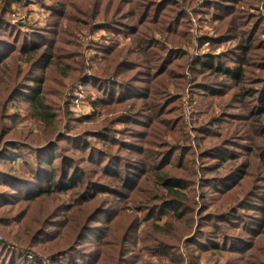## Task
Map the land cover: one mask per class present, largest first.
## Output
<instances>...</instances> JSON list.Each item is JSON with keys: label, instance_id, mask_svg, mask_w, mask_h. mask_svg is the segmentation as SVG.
<instances>
[{"label": "rangeland", "instance_id": "374dc122", "mask_svg": "<svg viewBox=\"0 0 264 264\" xmlns=\"http://www.w3.org/2000/svg\"><path fill=\"white\" fill-rule=\"evenodd\" d=\"M2 56L0 264H264V0H0Z\"/></svg>", "mask_w": 264, "mask_h": 264}, {"label": "trees", "instance_id": "16d2710c", "mask_svg": "<svg viewBox=\"0 0 264 264\" xmlns=\"http://www.w3.org/2000/svg\"><path fill=\"white\" fill-rule=\"evenodd\" d=\"M47 42H38V43H34L33 45L29 46L28 49L30 50V52L32 53L33 51H42L39 56L35 57L32 60L33 65H35L36 67H38L39 69L45 71V69H47L48 67L51 66H58L60 65V63L58 61H56V58H60L58 57L55 53H53V49L51 48H46V50H42V47H40V45H43L45 47H47ZM244 46V45H242ZM244 52H248V46L245 47ZM6 56H2L0 57V65L2 64V62L5 60ZM64 59V58H61ZM149 62V61H148ZM246 62V60L243 62V64ZM198 63L201 64V67L203 70H210L212 74L214 73H219V74H223L226 75L230 78H234L236 81H239V83H243V77H244V69H243V64L239 65L238 67H234V68H229L227 66L224 67V65L220 62H218L217 64H215V60L213 58H203L201 60H198ZM63 65V62L62 64ZM29 79H31V81L36 82V85L34 84V89L32 91L31 95H26V91L22 90L21 91V95L26 96L27 99H31L35 105L37 106L41 117H43V119H46L47 113H49L46 109H44V105H46L44 103L43 98L41 97V93H42V82L44 77L43 75L41 76H30ZM23 85V84H21ZM13 87V86H11ZM26 89V87H25ZM211 90V88L209 89ZM13 91V90H11ZM254 90L253 88H246L243 86L242 88V92L241 90H238L236 92V94H242V101L245 99L246 95H251L253 94ZM14 96H16V93L14 92V94L10 95V99H13ZM261 110L258 111V113L260 115L264 114V91L262 92L261 95ZM45 145H52V142H48ZM55 145H57L55 143ZM260 145V144H259ZM259 145H255L254 142L252 141V146H253V150L251 151V153L247 154V157L250 158V164H247V162H241L239 165H237L238 167H240V170H243L247 165L248 168L252 167L255 169V171L259 172L264 170V157L260 160V161H256L253 162L252 161V156L255 152L258 151L257 147H259ZM46 146V147H48ZM262 151V150H261ZM215 169H212V171H214ZM251 171H247L245 172V174L242 176L240 182H244V183H249L251 182V179L256 178V176H251ZM54 176L50 179L51 181L54 180ZM167 187V188H172L173 186H179L178 182L176 181V179L174 178H164L163 180V187ZM237 186V185H235ZM255 186V185H254ZM252 191V188H250V190H248V194L249 192ZM176 211H179V209L177 207H175ZM180 215V214H179ZM178 215V216H179ZM181 216V215H180ZM115 260V258L113 259Z\"/></svg>", "mask_w": 264, "mask_h": 264}]
</instances>
